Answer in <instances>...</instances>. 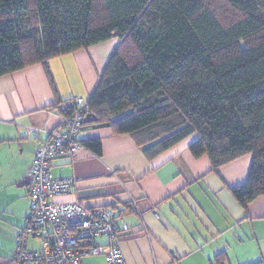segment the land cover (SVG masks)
I'll use <instances>...</instances> for the list:
<instances>
[{
    "label": "trees",
    "instance_id": "16d2710c",
    "mask_svg": "<svg viewBox=\"0 0 264 264\" xmlns=\"http://www.w3.org/2000/svg\"><path fill=\"white\" fill-rule=\"evenodd\" d=\"M113 37L81 131L127 135L149 160L196 135L212 171L251 155L230 189L243 209L264 195V0H0V77L49 76L51 59ZM78 142L101 156L99 139Z\"/></svg>",
    "mask_w": 264,
    "mask_h": 264
},
{
    "label": "crops",
    "instance_id": "0c3cea01",
    "mask_svg": "<svg viewBox=\"0 0 264 264\" xmlns=\"http://www.w3.org/2000/svg\"><path fill=\"white\" fill-rule=\"evenodd\" d=\"M118 43L113 37L51 59L49 76L35 64L0 77V264H16L11 255L29 222L27 175L35 146L46 140V128L59 127L49 112L59 101L87 100ZM77 138L99 139L101 156L82 149L75 161L56 158L52 175L75 179V187L55 201L124 214L126 264H216L221 252L225 264L264 261V195L243 209L230 191L246 181L251 155L212 171L207 156L189 149L196 135L151 160L108 127H88ZM26 245L42 243L26 237Z\"/></svg>",
    "mask_w": 264,
    "mask_h": 264
},
{
    "label": "built area",
    "instance_id": "2783aa9c",
    "mask_svg": "<svg viewBox=\"0 0 264 264\" xmlns=\"http://www.w3.org/2000/svg\"><path fill=\"white\" fill-rule=\"evenodd\" d=\"M87 109L86 99L73 97L49 112L59 127L46 128V140L35 146L27 175L29 222L11 255L16 264H86L85 257L97 256H104V264H126L121 252V234L128 230L124 214L55 201L73 190L75 179L55 178L52 162L59 157L77 159L83 149L77 136ZM26 237L40 240L41 248H27Z\"/></svg>",
    "mask_w": 264,
    "mask_h": 264
},
{
    "label": "rangeland",
    "instance_id": "374dc122",
    "mask_svg": "<svg viewBox=\"0 0 264 264\" xmlns=\"http://www.w3.org/2000/svg\"><path fill=\"white\" fill-rule=\"evenodd\" d=\"M84 261L86 264H100L102 262V259L99 257H85Z\"/></svg>",
    "mask_w": 264,
    "mask_h": 264
}]
</instances>
